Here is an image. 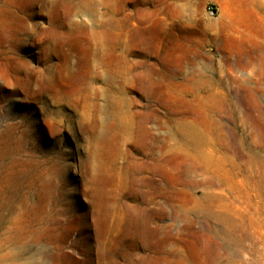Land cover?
<instances>
[{
    "label": "rangeland",
    "instance_id": "obj_1",
    "mask_svg": "<svg viewBox=\"0 0 264 264\" xmlns=\"http://www.w3.org/2000/svg\"><path fill=\"white\" fill-rule=\"evenodd\" d=\"M235 12L226 0H0V234L14 264H211L216 252L264 264L262 201L202 185L246 220L217 238L228 230L191 204L207 175L176 167L178 122L204 121L207 89L229 104L215 152L264 161V20L249 35Z\"/></svg>",
    "mask_w": 264,
    "mask_h": 264
},
{
    "label": "bare ground",
    "instance_id": "obj_2",
    "mask_svg": "<svg viewBox=\"0 0 264 264\" xmlns=\"http://www.w3.org/2000/svg\"><path fill=\"white\" fill-rule=\"evenodd\" d=\"M226 5L228 9H233L234 11H236L235 13L238 14L241 20L243 19V22L246 21L247 22L246 24H250V25L245 24V26H247L246 28H243L240 25L241 29L242 28L245 29V32L246 31L248 32L249 30L251 31L253 30L255 19H260L261 21L264 20V1L226 0ZM257 23L260 24V22H257ZM260 26H263V25H260ZM225 28L232 29L230 25H225ZM257 28L255 27V29ZM236 29H238V27ZM259 30L261 29L259 28ZM251 31H250V34H251ZM242 32H244V30ZM242 32L240 34H242ZM253 32H256V31H253ZM244 34L245 33H243V35ZM262 36L264 35L262 34ZM248 37L249 36L247 35V39ZM250 38H252V36ZM253 40L255 41V39ZM251 44L252 46H255L253 43ZM236 45H237L236 50H238L237 53L245 57V58L242 57L243 58L242 64L245 66L250 65L254 58V57L253 58L251 57V54L253 53V51L250 45L244 39L240 41L239 43H237ZM210 80L211 79L207 81L209 87L211 86L209 84ZM203 92L196 91V96L201 99L200 100L201 102H199L200 108L204 110L205 111L204 113L206 114L204 115V113L203 114L201 113L202 115L205 116V119L201 117L204 119V121L201 120L202 121L201 122V121H198L197 119L188 117L189 119L183 118V120L178 122L179 124L177 126L180 127L179 129L180 146L181 147L186 146L188 147V150L183 149L182 152H175V156L179 157L181 160L180 163L176 164L177 165L176 167L179 169L180 168L183 169L184 167L185 173L190 176L198 175L197 173H199V170H202L207 175L204 178L203 182L201 183L196 182V180H193L195 184L192 182L193 186L195 185L197 189L202 188V191H201L202 198L194 197L192 199V203H191L193 207L192 210L194 209L196 210L197 217L204 215L209 221L216 220L220 222L223 225L224 229L228 231L223 230V232H221L219 230H216V232L212 231V235L214 234L215 237L222 238L224 240L227 237L231 238L233 236V233L237 234L238 232H240L243 234L244 229L246 227L244 226L246 223V220L243 218L242 214L238 212L237 206L235 205V203L233 202L225 203L224 201L225 197L223 195L224 192L223 194L214 193V192L212 193L206 190L205 188H203L202 185H209L212 188L223 187V189L225 187L226 188L225 190L228 191V195H233L235 198H240V199L244 198L247 204H252V196H253L252 193H254V197L260 199L263 203L261 207L256 208V211L264 212V161L250 152H225L226 148H225V151L223 152H215L213 146L216 141L215 142L212 141L213 139L212 129L215 126H217L218 128L220 127V120L218 118L220 116L218 113L220 112V114L222 115L224 108H227L229 104L226 102V97L225 96L222 97L221 94L219 95H221L222 98H220L219 96L220 99L218 98L216 99L211 89H207V91H205L206 95L203 94ZM239 108L240 107L237 104L232 106L230 109V115L233 117L235 114V111ZM200 112L202 111L200 110ZM223 141L224 140L222 138V140H220L219 142H220V145L224 147ZM228 150H229V147H228ZM218 151H221V150H218ZM163 153H168V152H163ZM240 159L245 160L246 163L245 164L241 163ZM176 179L179 180V177H177ZM1 208L2 206H0V210ZM252 221L253 219L248 222V225L256 229L258 225H256ZM5 233H6L5 231H2L0 234V264H14L15 262L19 260V256L16 255L15 252L12 250H10L9 253L6 252L7 242L3 243V239H2ZM217 248L222 249L223 247L217 244ZM222 258L223 256L220 254V252H216L212 256L210 263L211 264H221Z\"/></svg>",
    "mask_w": 264,
    "mask_h": 264
}]
</instances>
